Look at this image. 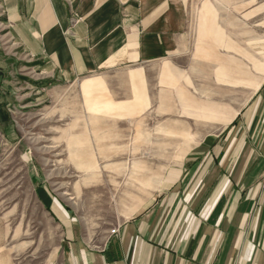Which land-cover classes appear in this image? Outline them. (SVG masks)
Returning <instances> with one entry per match:
<instances>
[{"label": "crops", "instance_id": "0c3cea01", "mask_svg": "<svg viewBox=\"0 0 264 264\" xmlns=\"http://www.w3.org/2000/svg\"><path fill=\"white\" fill-rule=\"evenodd\" d=\"M237 4L238 41L225 21L235 12L205 15L215 0H0L17 60L48 80L115 68L134 95L116 114L145 108L142 77L150 89L175 83L177 96L190 84L204 129L154 202L117 219L114 233L56 215L63 238L51 264H264V0ZM187 134L177 162L195 142ZM19 253L0 218V264Z\"/></svg>", "mask_w": 264, "mask_h": 264}, {"label": "rangeland", "instance_id": "374dc122", "mask_svg": "<svg viewBox=\"0 0 264 264\" xmlns=\"http://www.w3.org/2000/svg\"><path fill=\"white\" fill-rule=\"evenodd\" d=\"M238 1L215 0L217 13L205 9L218 20L235 12L225 21L236 41L243 37ZM195 9L188 8L189 18ZM3 16L0 7V218L8 248L22 246V253L12 255L14 263L51 264L63 238L56 215L71 212L94 233L112 229L117 219L154 202L163 181L204 139V129L190 84L177 96L175 83L150 89L142 77L145 108L116 114L125 108L115 102L134 95L115 68L70 82L48 80L17 60ZM184 59L188 64L190 56ZM185 133L195 142L177 162Z\"/></svg>", "mask_w": 264, "mask_h": 264}, {"label": "built area", "instance_id": "2783aa9c", "mask_svg": "<svg viewBox=\"0 0 264 264\" xmlns=\"http://www.w3.org/2000/svg\"><path fill=\"white\" fill-rule=\"evenodd\" d=\"M111 232L114 233L115 232V229H111Z\"/></svg>", "mask_w": 264, "mask_h": 264}]
</instances>
